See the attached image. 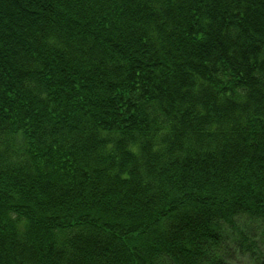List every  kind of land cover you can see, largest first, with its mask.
<instances>
[{
  "label": "trees",
  "instance_id": "16d2710c",
  "mask_svg": "<svg viewBox=\"0 0 264 264\" xmlns=\"http://www.w3.org/2000/svg\"><path fill=\"white\" fill-rule=\"evenodd\" d=\"M0 264H264V0H0Z\"/></svg>",
  "mask_w": 264,
  "mask_h": 264
}]
</instances>
